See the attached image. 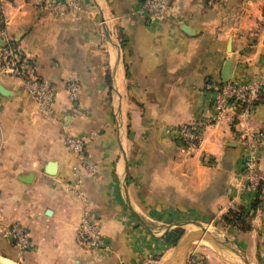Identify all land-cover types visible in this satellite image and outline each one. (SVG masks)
<instances>
[{"label":"crops","instance_id":"crops-1","mask_svg":"<svg viewBox=\"0 0 264 264\" xmlns=\"http://www.w3.org/2000/svg\"><path fill=\"white\" fill-rule=\"evenodd\" d=\"M140 3L0 0V47L19 45L55 90L41 110L0 75V264H264V186H238L242 135L264 132V93L217 122L212 108L223 78L264 73V0H174L156 21ZM193 126L189 149L180 132ZM67 135L94 165L77 186ZM84 218L104 248L79 242ZM14 222L30 234L24 253L1 232Z\"/></svg>","mask_w":264,"mask_h":264},{"label":"built area","instance_id":"built-area-1","mask_svg":"<svg viewBox=\"0 0 264 264\" xmlns=\"http://www.w3.org/2000/svg\"><path fill=\"white\" fill-rule=\"evenodd\" d=\"M173 2L174 0H141L137 14L145 20H160L169 14ZM0 75L19 80L26 94L41 110H46L53 104L55 90L52 83L36 75L32 58L19 45L9 40L3 42L0 47ZM213 89V119L217 122L241 106L251 104L261 93H264V73L258 79L245 82H221ZM67 93L70 102L78 101L80 84L76 81L69 82ZM71 111L78 112L74 106ZM201 131L202 127L197 126L183 128L180 134L184 145L192 149L201 139ZM63 143L76 158V163L71 169V176L74 185L77 186L82 173H92L94 165L87 158L85 141L82 137L67 135ZM242 149L238 186L243 190L257 192L264 186V173L260 167V154L264 149V132L245 130L242 135ZM1 232L20 253H24L29 248L30 234L24 225L17 222L10 223L3 226ZM77 238L83 246L88 248H104L98 226L86 218L82 219L78 226Z\"/></svg>","mask_w":264,"mask_h":264},{"label":"water","instance_id":"water-1","mask_svg":"<svg viewBox=\"0 0 264 264\" xmlns=\"http://www.w3.org/2000/svg\"><path fill=\"white\" fill-rule=\"evenodd\" d=\"M222 81H223L224 83H226V82L229 81V79H228V78H223ZM54 168H55V163H54V162L50 163V164L48 165V173H49V174H52L53 171H54ZM202 239H203L204 241H206V242L212 244V245H216L214 239H213L210 235H208V234H204V235L202 236Z\"/></svg>","mask_w":264,"mask_h":264},{"label":"trees","instance_id":"trees-1","mask_svg":"<svg viewBox=\"0 0 264 264\" xmlns=\"http://www.w3.org/2000/svg\"><path fill=\"white\" fill-rule=\"evenodd\" d=\"M182 235V230H176L175 236L173 238L170 239V242H176L180 236Z\"/></svg>","mask_w":264,"mask_h":264},{"label":"rangeland","instance_id":"rangeland-1","mask_svg":"<svg viewBox=\"0 0 264 264\" xmlns=\"http://www.w3.org/2000/svg\"><path fill=\"white\" fill-rule=\"evenodd\" d=\"M194 148H196V147L194 146L192 149H194ZM196 229L198 230L199 227H197ZM176 230H179V229L177 228ZM199 230H200V229H199ZM174 236H175V234H173L171 238H173Z\"/></svg>","mask_w":264,"mask_h":264},{"label":"bare ground","instance_id":"bare-ground-1","mask_svg":"<svg viewBox=\"0 0 264 264\" xmlns=\"http://www.w3.org/2000/svg\"><path fill=\"white\" fill-rule=\"evenodd\" d=\"M195 231H196V230H195ZM2 263H3V264H12V263H9L8 261H5V260H3Z\"/></svg>","mask_w":264,"mask_h":264}]
</instances>
